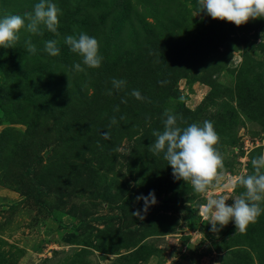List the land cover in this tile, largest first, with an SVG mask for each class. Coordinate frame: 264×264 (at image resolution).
<instances>
[{"label":"rangeland","instance_id":"1","mask_svg":"<svg viewBox=\"0 0 264 264\" xmlns=\"http://www.w3.org/2000/svg\"><path fill=\"white\" fill-rule=\"evenodd\" d=\"M35 2L0 0V14ZM54 2L57 33L21 28L0 48V264H264V212L215 233L200 213L208 196L231 204L264 151V17L237 26L198 0ZM81 31L103 60L74 71L80 57L64 37ZM49 39L58 55L42 50ZM165 109L180 127L213 122L222 180L205 193L149 151ZM150 190L157 203L141 220L135 198Z\"/></svg>","mask_w":264,"mask_h":264},{"label":"clouds","instance_id":"2","mask_svg":"<svg viewBox=\"0 0 264 264\" xmlns=\"http://www.w3.org/2000/svg\"><path fill=\"white\" fill-rule=\"evenodd\" d=\"M198 5L200 11L203 10L208 16L233 22L237 26L250 18L264 17V0H198ZM59 13L60 9L54 0H36L31 12H25L23 15L0 14V48L14 47L19 40L21 28L40 34V26L43 25L49 32L57 33ZM64 44L80 57V61L74 62L72 66L74 71H82V66H100L103 57L99 53V44L94 36L83 31L65 35ZM25 50L33 54L38 51L30 40L25 41ZM42 50L51 56L60 53L54 39L44 41ZM125 84L123 79L112 80V86L116 89ZM108 94H112L111 90H108ZM131 95L136 99H144L136 89L132 90ZM118 109L117 105L114 111ZM162 115L163 130H153L155 139L150 143L149 151L154 155L162 153L167 165L171 166L173 179L190 181L195 193H205L209 186L219 184L222 176L218 169L223 168V157L214 147L219 136L213 122L204 120L202 123L193 122L180 127L178 120L181 117L178 113L165 109ZM110 123L115 124L116 118L112 117ZM101 134L108 138L107 131ZM251 164L252 173L238 176L233 183V187L243 186L244 191L231 197V204H226L228 197L224 195L208 196L206 199L202 212L210 225V231L218 232L229 221L233 222L236 229L244 231L249 223H254L264 212V151L254 156ZM135 199L143 201L142 208L133 212L141 220L142 213L146 212L150 205L157 203L154 190H150L146 195L141 193Z\"/></svg>","mask_w":264,"mask_h":264},{"label":"bare ground","instance_id":"3","mask_svg":"<svg viewBox=\"0 0 264 264\" xmlns=\"http://www.w3.org/2000/svg\"><path fill=\"white\" fill-rule=\"evenodd\" d=\"M203 208V207H202ZM202 208H201V210H200V213H202Z\"/></svg>","mask_w":264,"mask_h":264}]
</instances>
